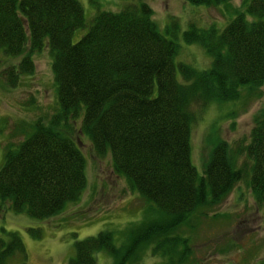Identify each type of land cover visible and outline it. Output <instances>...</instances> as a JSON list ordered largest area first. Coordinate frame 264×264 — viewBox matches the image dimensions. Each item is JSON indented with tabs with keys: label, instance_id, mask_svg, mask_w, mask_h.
<instances>
[{
	"label": "trees",
	"instance_id": "trees-1",
	"mask_svg": "<svg viewBox=\"0 0 264 264\" xmlns=\"http://www.w3.org/2000/svg\"><path fill=\"white\" fill-rule=\"evenodd\" d=\"M229 12L222 25L189 23L181 33L210 55L208 66L197 69L174 61L178 43L158 29L146 1L96 9L71 40L73 29L85 25L78 0H0V51L20 58L2 74L15 82L19 73L31 72V53L45 44L56 88L53 112L23 122L25 134L4 145L0 201L38 218L78 200L87 184L86 159L73 133L78 119L94 153L109 151L116 173L145 200L139 220L117 227L120 242L115 228L106 227L74 238L67 264H97L96 249L108 252L110 264H131L146 248L161 260L155 264L185 263L192 248L179 228H193V217L230 191L243 173L236 162L243 151L253 199L264 207V105L253 114L246 142L232 150L216 136L201 173L190 160L191 101L236 99L243 84L247 95H258L264 81V0H240ZM39 227L27 230L39 237ZM21 238L0 225V264L12 257L26 264Z\"/></svg>",
	"mask_w": 264,
	"mask_h": 264
},
{
	"label": "rangeland",
	"instance_id": "rangeland-1",
	"mask_svg": "<svg viewBox=\"0 0 264 264\" xmlns=\"http://www.w3.org/2000/svg\"><path fill=\"white\" fill-rule=\"evenodd\" d=\"M82 3L84 23L74 28L71 40L81 36L96 9H119L132 0H78ZM142 1V0H138ZM152 10L151 18L158 29L177 41L174 61L190 63L194 68H205L211 62L210 55L198 41H185L181 33L188 24L206 26L222 25L230 16L231 7L240 0L225 2L191 3L190 0H143ZM177 21L173 29L172 22ZM175 24V22H174ZM169 30H165V27ZM45 44L40 50L31 53L33 70L21 72L15 82H10L3 69L19 56H4L0 51V165L4 157V145L20 139L25 131L21 124L32 121L33 117L53 112L55 101V79L52 75V55ZM177 76L179 72L177 71ZM232 100L211 101L207 105L191 101L195 118L189 128V153L191 163L201 173L208 156L211 140L216 136L224 138L229 148L248 139L253 114L264 105V81L257 87L258 95H247L246 86ZM75 121V139L86 159V180L78 200L69 201L59 213L49 217H34L24 211H12L7 202L0 201V225L16 230L25 245L26 264H67L71 256L73 239L98 232L101 228L114 229V240L120 242L122 233L117 227L123 223L139 220L142 216L144 198L136 190L129 188L126 178L116 173L112 167L110 152L97 155L91 146L90 138L81 133ZM241 153L236 162L242 167V176L228 190L225 197L206 208L205 215L197 213L191 223L179 228V233L190 237L191 256L183 264H264V207L255 203L250 191L249 159ZM40 228V236L35 237L27 230L28 226ZM146 248L131 264H155L161 262L158 255H150ZM97 264H110L111 257L105 250H95ZM157 258V259H156ZM140 261V262H139ZM8 264H18L17 258H10ZM129 264V263H128Z\"/></svg>",
	"mask_w": 264,
	"mask_h": 264
}]
</instances>
